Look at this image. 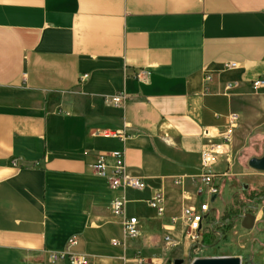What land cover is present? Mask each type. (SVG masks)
Listing matches in <instances>:
<instances>
[{
  "label": "crops",
  "instance_id": "0c3cea01",
  "mask_svg": "<svg viewBox=\"0 0 264 264\" xmlns=\"http://www.w3.org/2000/svg\"><path fill=\"white\" fill-rule=\"evenodd\" d=\"M257 80L264 0H0V264H50L73 237L87 264H169L164 237L182 242L185 209L214 210L235 178L264 187V173L237 161L248 142L264 143ZM120 93L123 107L104 102ZM230 115L238 122L215 169L225 176L207 199L204 131L221 143ZM115 151L145 186L125 192L135 239L123 238L109 210L117 194L90 168ZM156 192L161 218L147 205Z\"/></svg>",
  "mask_w": 264,
  "mask_h": 264
},
{
  "label": "built area",
  "instance_id": "2783aa9c",
  "mask_svg": "<svg viewBox=\"0 0 264 264\" xmlns=\"http://www.w3.org/2000/svg\"><path fill=\"white\" fill-rule=\"evenodd\" d=\"M227 69H235L237 65L230 63L225 65ZM86 76L81 78V81ZM209 80V78L207 79ZM252 88L255 90L264 89V80H257L252 82ZM226 91L232 89L231 85H227ZM128 101L127 95L120 93L114 97H108L104 99V102L114 108H121ZM238 117L236 115H230L227 117V132L222 138V142L215 144L210 141V135L208 131H204V137L208 142L203 146L200 154L199 162V180L203 187V190L199 194H204L207 199L218 195L217 180L225 175H219L216 172V166L221 157L226 156L228 151L227 145L230 142V133L236 128ZM103 137L107 138H119V133H104ZM111 161V162H109ZM228 162V160H227ZM90 168L100 177L104 178L108 182V188L111 192L117 195L111 200L109 205L110 213L113 217L118 218L121 224V230L124 239H135L138 236V223L136 217H128L126 215L127 200L125 198V192L127 190L142 191L145 186L143 182L137 178H134L126 172L124 164V157L122 152H112L109 154H99L96 157L95 162ZM127 180V190L119 189V181ZM148 207L153 210L157 217L164 216V197L160 192L154 193L147 201ZM209 212L208 202L200 205L198 209L188 208L183 211V224L187 238L193 243L197 244L200 239V233L202 230L203 215ZM175 222V221H173ZM113 246L120 247L119 241H112ZM165 246L169 248H175L179 245L177 241H174L170 236L164 237ZM77 246V240L75 237L68 240L64 249L60 252H50L48 259L50 264H87L86 259L78 255L75 252Z\"/></svg>",
  "mask_w": 264,
  "mask_h": 264
},
{
  "label": "rangeland",
  "instance_id": "374dc122",
  "mask_svg": "<svg viewBox=\"0 0 264 264\" xmlns=\"http://www.w3.org/2000/svg\"><path fill=\"white\" fill-rule=\"evenodd\" d=\"M259 141L254 139L248 142L238 157L237 161L244 167L247 168L251 158L264 155V143ZM247 173L250 171L247 170ZM256 185L251 179L235 178L234 187L229 189V193L223 192L221 204L220 200L209 203L214 210L207 213L208 219L202 225L199 242L193 244L185 232L169 264L175 260L191 264L196 259L207 258H238L241 264H264V187ZM244 214L256 217L254 228L250 231L241 228ZM226 223L229 226L223 228ZM185 243L189 244L188 251L183 250Z\"/></svg>",
  "mask_w": 264,
  "mask_h": 264
},
{
  "label": "water",
  "instance_id": "95a60500",
  "mask_svg": "<svg viewBox=\"0 0 264 264\" xmlns=\"http://www.w3.org/2000/svg\"><path fill=\"white\" fill-rule=\"evenodd\" d=\"M247 166L255 172L264 173V155L261 158H251ZM264 215V209H262ZM256 217L252 214H244L241 217V228L245 231H250L254 228ZM173 264H183L182 260H175ZM191 264H241L238 258H207L196 259Z\"/></svg>",
  "mask_w": 264,
  "mask_h": 264
},
{
  "label": "bare ground",
  "instance_id": "6f19581e",
  "mask_svg": "<svg viewBox=\"0 0 264 264\" xmlns=\"http://www.w3.org/2000/svg\"><path fill=\"white\" fill-rule=\"evenodd\" d=\"M119 189L120 190H127V180H120L119 181ZM167 249H169V246H165Z\"/></svg>",
  "mask_w": 264,
  "mask_h": 264
},
{
  "label": "trees",
  "instance_id": "16d2710c",
  "mask_svg": "<svg viewBox=\"0 0 264 264\" xmlns=\"http://www.w3.org/2000/svg\"><path fill=\"white\" fill-rule=\"evenodd\" d=\"M208 217H206V219H207ZM229 226V223H226V224H224L223 225V228H227ZM221 227H222V225H221ZM203 240V239H202Z\"/></svg>",
  "mask_w": 264,
  "mask_h": 264
}]
</instances>
